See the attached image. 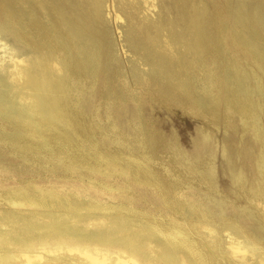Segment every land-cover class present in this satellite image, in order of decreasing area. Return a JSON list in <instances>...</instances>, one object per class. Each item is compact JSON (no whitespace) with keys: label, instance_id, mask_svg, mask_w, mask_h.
<instances>
[{"label":"rangeland","instance_id":"obj_1","mask_svg":"<svg viewBox=\"0 0 264 264\" xmlns=\"http://www.w3.org/2000/svg\"><path fill=\"white\" fill-rule=\"evenodd\" d=\"M138 263L264 264V0H0V264Z\"/></svg>","mask_w":264,"mask_h":264},{"label":"bare ground","instance_id":"obj_2","mask_svg":"<svg viewBox=\"0 0 264 264\" xmlns=\"http://www.w3.org/2000/svg\"><path fill=\"white\" fill-rule=\"evenodd\" d=\"M82 11V10H81ZM97 11V10H96ZM98 13V12H97ZM9 15V14H8ZM63 19V18H62ZM74 20V19H73ZM70 24V23H69ZM195 34V33H194ZM197 35V34H196ZM195 37V36H194ZM196 38H197V40H198V38L199 37H197L196 36ZM195 41V40H194ZM196 42V41H195ZM197 43H198V41H197ZM44 79V78H43ZM42 79V80H43ZM43 82V81H42ZM42 84V83H41ZM45 84V83H44ZM43 85V84H42ZM46 85V84H45ZM48 85V84H47ZM39 91V90H38ZM44 95V94H43ZM234 242H236V241H234ZM240 244V243H239ZM68 249H70V250H73V249H75V250H77V251H79L80 253H83V254H86V255H88V256H90L91 258H96L97 260H98V258H99V256H97V255H93L94 253L93 252H91L89 249H87V248H75V246L72 248L69 244H64ZM232 245H235V244H232ZM57 246H58V244H57ZM58 248V247H57ZM63 248V247H62ZM59 249V248H58ZM234 253L235 252H240V251H242L241 250V246L240 245H236V246H232V249H231ZM99 250L97 249V252H98ZM93 253V254H92ZM99 255V254H98ZM105 255V254H104ZM101 257V256H100ZM104 257V256H103ZM27 259H29L30 258V256H27L26 257ZM106 260L107 259H105V257L103 258V259H101V260H99V261H102L103 263H106ZM132 260V259H131ZM136 261V260H135ZM109 263V262H108ZM139 264V263H138Z\"/></svg>","mask_w":264,"mask_h":264}]
</instances>
